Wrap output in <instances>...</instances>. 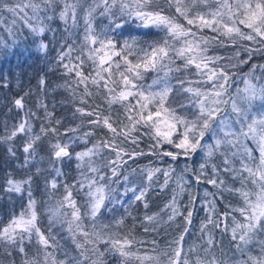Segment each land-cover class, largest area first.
Wrapping results in <instances>:
<instances>
[{
    "label": "snow or ice",
    "instance_id": "obj_1",
    "mask_svg": "<svg viewBox=\"0 0 264 264\" xmlns=\"http://www.w3.org/2000/svg\"><path fill=\"white\" fill-rule=\"evenodd\" d=\"M97 16L108 21L99 30L94 26ZM57 19L68 33L59 40L52 26ZM80 19L83 38L77 40L72 30ZM133 25L154 29L159 38L144 46L131 33L124 38L125 28ZM24 41L45 58L50 46L57 48L50 67L62 69L65 78L57 87L78 99L75 112L89 119L61 133V121H53L38 96L36 108L44 115L37 132L34 120L41 117L26 108L29 93L13 98L23 115L11 127L3 122L0 143L9 145L15 161L14 142L20 137L24 155L18 168L28 171L19 178L9 172L0 185L10 201L21 202L19 213L0 224V255L8 258L6 264H17V256L19 264H108L109 257L112 264H264V63L250 64L256 56L264 58V0H0V55H9ZM229 45L230 54H209L213 46ZM148 72L157 73L150 83ZM170 73L181 74L178 88ZM236 77L243 89L232 88ZM38 85L41 92L46 89L43 76ZM0 86H9L6 77ZM174 91L187 95L177 102ZM97 96L102 105L94 103ZM85 124L89 127L81 133ZM97 128L105 131L97 136ZM68 132L73 135L62 139ZM76 143L85 147L76 151ZM198 153V168L186 163L177 171L175 162L182 157L193 161ZM45 156L47 175L40 167ZM145 156L153 160L138 168L129 164ZM73 159L78 175L69 183L57 165ZM154 161L167 167L154 166ZM36 176L44 177L47 200L34 195ZM204 177L216 191L205 189L201 200L202 243L185 248L196 198L183 206L180 199L193 178L200 183ZM170 183L175 184L173 194L161 211L168 221L182 216L185 227L161 248L155 240L134 235L137 223L145 233L155 231L147 225L159 214H145L138 221L131 207L140 202L147 209L153 187L163 191ZM225 192L238 203H227L221 212L217 197L223 199ZM117 205L125 214L104 223V212L119 211ZM129 218L132 229L119 232ZM215 229L229 236L227 251L216 240Z\"/></svg>",
    "mask_w": 264,
    "mask_h": 264
},
{
    "label": "trees",
    "instance_id": "obj_2",
    "mask_svg": "<svg viewBox=\"0 0 264 264\" xmlns=\"http://www.w3.org/2000/svg\"><path fill=\"white\" fill-rule=\"evenodd\" d=\"M108 23L107 19L102 16H97L95 20V25L97 30L103 25ZM52 26L57 30V40L62 37H67L68 33L64 32V25L58 19L52 22ZM83 20H79V27L77 29H73L74 38L77 40H82L83 38ZM207 32V30H205ZM148 32V35H143V33ZM129 33L136 36L138 42L144 46L147 42H151L154 39H158V35L155 30H145V29H137L135 26L126 27L123 33L124 38H128ZM7 37V33H4ZM208 35H214V33H208ZM8 40H11V37H7ZM50 38V34H49ZM71 42V40H69ZM247 44L248 42H243ZM58 47V45H57ZM48 54V57L45 58L43 54L38 53L34 46H31L29 41H24L20 43L19 47L15 49H10V54L7 56L0 55V80L5 77L9 81V86L7 88L0 86V135L4 134L3 122H7L8 126L11 127L13 123L17 122L19 118L23 115L22 112L15 109L12 101L13 98H17L19 96H24L25 92L29 94L24 96V102L26 108H31L33 111H38L41 117L40 120H34V130L39 131L41 120L43 119V109L36 108L37 97H42L44 103L47 104L48 110L53 114V121L60 120L61 123L58 126L61 133L64 132L65 129L74 128L81 124V121H87L88 117H81L78 113L75 112V108L79 105L78 99L74 100L71 94L65 90L64 88H58L57 84H62L64 82V77L62 75V69L52 70L50 65L53 62L54 57L56 56L57 48H52ZM233 51L231 45L227 47H217L213 46L209 50V54H218L225 55L230 54ZM11 52H15V54H11ZM177 63H182L181 61H177ZM251 63H264V58L256 56L254 57ZM249 65H245V70L248 69ZM194 71V70H191ZM155 72H148L145 74L146 80L148 83L151 82V78L156 76ZM162 75V73H160ZM180 73H170V77L172 78V83L179 87L176 77L180 76ZM43 76L47 81L46 89L41 92L38 81L40 77ZM193 79L195 77H192ZM236 80L235 83L232 84V88L235 89L237 87L243 89L244 85L240 77L234 78ZM187 95L185 93H181L180 95H176L175 91L172 94V97H175V100L178 102L183 99V97ZM170 97V100L172 99ZM94 103L101 104L102 100L100 97L92 98ZM106 108V105H103ZM115 107V106H114ZM11 109V110H10ZM257 109H259V104H257ZM89 126L85 124L81 127V133L87 130ZM105 130L97 128L96 134L97 136L103 134ZM71 132H68L67 136H62L61 138L66 140L68 136H72ZM96 139V136L90 137L89 140ZM147 137L142 141V147H147L148 144ZM21 138L18 137L14 142L15 150L17 152L18 160H13L8 154L7 143H0V185L3 184V181L6 177V174L11 172L17 178L24 175L28 170L18 168V164L23 160V152L21 148ZM90 146V145H89ZM85 147L83 143H76L73 145V148L76 151H80ZM167 148L168 146L165 145ZM173 151H175L173 149ZM107 155V154H106ZM150 160H153L152 157H139L136 162L130 161L129 164L131 167H142ZM168 160V158H165ZM202 162L201 155L198 153L196 157L193 158V161H186L183 157L180 158L177 162L178 165L177 171H180L185 167V164H189L192 168H198L199 163ZM62 169V171L66 174L63 178L67 180V182L71 183L74 178L78 175V171L76 168V161L73 159L72 161H65L63 164L57 165ZM154 166L167 167V164L154 161ZM40 167L45 171V175L50 171L48 159L45 156L43 161L40 164ZM127 167V166H126ZM31 172L35 173V168L31 169ZM210 172V169H209ZM54 175V173L52 174ZM191 176V171L187 174ZM50 178V177H49ZM130 179H134L137 182H142L143 178L140 176H133ZM207 177H204L200 183H196L193 178L191 183L187 186V191L183 194V197L180 199V204L188 205L190 203V197H195V205L193 207V218L192 224L189 226V234L185 236V248L190 245H199L202 243L200 236L201 233L199 231L202 221L205 218V211L201 205V200L203 198V193L205 189L209 191L215 192L216 189L213 188L207 182ZM159 183H163V177H160ZM175 187L174 183H170L168 188H165L163 191H160L158 187H153V189L148 194V203L149 206L147 209L143 207V204L137 202L131 207V211L134 216L137 217V220H142L145 214L153 215L159 214L157 221L153 224L147 225L149 228H155V231H149L145 233L143 231V225L137 223L134 229V235L137 239H142L146 242H151L155 240L159 247L163 248L168 245L169 242L178 238L180 232L183 231L185 227V222L182 216H178L174 221H168V214L162 212L161 209L164 208L165 204L171 199L172 196V188ZM122 191V187L120 189ZM63 189L61 188L59 192L56 194L61 195ZM75 194V193H74ZM34 195L37 200H47L48 197L44 192V177L36 176L34 179ZM129 195H131L129 193ZM0 196L3 198L0 199V224L7 223L10 215L13 212L19 213L21 210V202L19 199L14 198L12 201L8 199V196L0 192ZM79 201H83L82 196H78ZM218 201V210L223 212L226 210L225 205L227 203L237 204L238 200L236 197L232 196L228 192L224 193L223 199L217 197ZM26 203V201H24ZM119 211L115 209L113 212H104L103 220L104 223L111 224L115 218H118L121 215H124V211L120 208L119 205L116 206ZM103 211V210H102ZM186 214V213H185ZM42 227L47 228V219L45 216H41ZM211 227V226H210ZM132 229V220L126 219L125 225L118 229L119 232L126 234ZM214 235L216 240L221 244L225 251L230 248V238L227 234H222L220 229L214 230ZM217 255H219V248L217 249ZM7 257L0 255V260L4 261L6 264ZM112 257L108 258V264H112ZM17 264H19V257H16Z\"/></svg>",
    "mask_w": 264,
    "mask_h": 264
}]
</instances>
